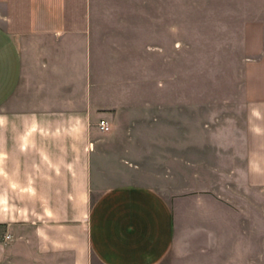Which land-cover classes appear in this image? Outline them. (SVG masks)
Instances as JSON below:
<instances>
[{"label": "crops", "instance_id": "1", "mask_svg": "<svg viewBox=\"0 0 264 264\" xmlns=\"http://www.w3.org/2000/svg\"><path fill=\"white\" fill-rule=\"evenodd\" d=\"M184 42L242 43L217 112ZM0 264H264V0H0Z\"/></svg>", "mask_w": 264, "mask_h": 264}, {"label": "rangeland", "instance_id": "2", "mask_svg": "<svg viewBox=\"0 0 264 264\" xmlns=\"http://www.w3.org/2000/svg\"><path fill=\"white\" fill-rule=\"evenodd\" d=\"M180 44L182 58L177 59V65L183 68L184 98L190 99L192 96L198 99L200 116L207 115V110L210 108H214L217 112L222 108L218 105L219 100L234 97L238 92L236 90L238 76L233 71L239 64L242 43L184 42ZM171 65L174 66V61ZM173 96V90H169L168 98ZM208 99L214 100V107L207 106ZM169 101L171 100L168 99V103ZM188 110H184V113H188Z\"/></svg>", "mask_w": 264, "mask_h": 264}, {"label": "built area", "instance_id": "3", "mask_svg": "<svg viewBox=\"0 0 264 264\" xmlns=\"http://www.w3.org/2000/svg\"><path fill=\"white\" fill-rule=\"evenodd\" d=\"M100 126L103 130H109L110 126L106 120L101 121Z\"/></svg>", "mask_w": 264, "mask_h": 264}]
</instances>
